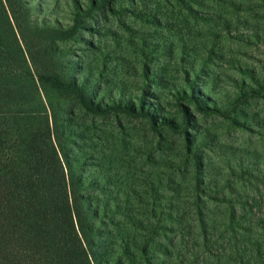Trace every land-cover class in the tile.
<instances>
[{
  "label": "trees",
  "instance_id": "16d2710c",
  "mask_svg": "<svg viewBox=\"0 0 264 264\" xmlns=\"http://www.w3.org/2000/svg\"><path fill=\"white\" fill-rule=\"evenodd\" d=\"M112 1L90 0L84 14ZM79 17L73 28L57 31L32 23L25 0H0V264H186L179 243L188 237L181 227L188 220V203L162 197L148 179L127 182L119 173L135 166L123 138L104 131L98 119L142 118L154 132L187 135L184 148L198 150L204 136L187 134L193 112L208 116L222 109L226 115L233 105L220 108L221 99L205 103L188 77L190 92L164 83L178 108V123L150 99L147 81L159 84L162 78H152L146 65L140 67L142 85L134 96L120 82L107 80L99 87L97 79H86V73L94 76L90 66L81 69L83 78L71 77L66 72L74 69L60 62L55 43L74 28L84 29ZM25 27L41 57L29 51ZM159 48L171 53L166 45ZM10 49L18 67L12 74L2 71L11 68ZM174 52L176 62H188L179 57L180 50ZM251 94L262 93L249 88L238 100ZM229 224L237 229L231 219Z\"/></svg>",
  "mask_w": 264,
  "mask_h": 264
},
{
  "label": "rangeland",
  "instance_id": "374dc122",
  "mask_svg": "<svg viewBox=\"0 0 264 264\" xmlns=\"http://www.w3.org/2000/svg\"><path fill=\"white\" fill-rule=\"evenodd\" d=\"M25 2L32 23L57 31L73 28L80 15L84 29L74 28L55 43L60 62L74 69L66 72L71 77L83 78L81 69L90 66L94 76L86 73V79H97L99 87L107 80L120 82L134 96L146 65L152 78H162L159 84L147 81L150 99L176 120L180 114L165 84L190 92L187 77L205 103L221 99L220 108L233 105L226 115L222 109L208 116L193 112L187 134L204 136L198 150L184 148L187 135L154 132L142 118L109 115L98 123L123 138L135 166L119 173L127 182L148 179L162 197L188 203V220L181 225L188 237L179 243L186 264H264V0H114L90 16L84 14L90 0ZM24 37L33 57H41L26 27ZM161 45L171 53L160 51ZM183 45L188 48H177ZM179 50L188 62H176L173 51ZM6 54L11 68L2 71L12 74L16 56L11 49ZM249 88L262 94L238 100Z\"/></svg>",
  "mask_w": 264,
  "mask_h": 264
}]
</instances>
